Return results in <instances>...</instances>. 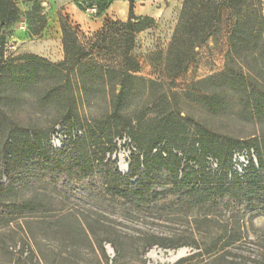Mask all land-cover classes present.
Returning <instances> with one entry per match:
<instances>
[{"label":"rangeland","instance_id":"374dc122","mask_svg":"<svg viewBox=\"0 0 264 264\" xmlns=\"http://www.w3.org/2000/svg\"><path fill=\"white\" fill-rule=\"evenodd\" d=\"M183 3L184 0H161L155 5L159 11L155 26L136 36L129 55L132 67L126 74L122 72L124 42L117 43L115 33L107 42L95 37L106 21L118 20L106 19L101 29L92 31L90 25L97 18L94 13L85 11L82 15L85 20L77 24L60 3L45 4L47 27L41 37L33 38L29 35L28 21L31 7L20 6L22 17L8 34L6 59L18 63V59L31 54L53 64L62 62L63 18L79 29L84 42L88 39L98 42L102 50L96 49L97 54L104 57L107 66L114 68L108 78L95 71L90 75L84 69L75 79L76 110L82 119L102 127L116 112L112 124L122 123V117L126 118L125 122L132 121L134 131L147 139L150 147L153 134L170 124L178 128L179 138H188L190 143L199 140L202 132H210L219 141L223 153L250 147L257 162V149L264 150V124L236 116L237 109L219 99L223 93L221 82L209 80L226 67L232 15L223 13L219 30L187 60L184 56L178 57L181 46L171 48ZM260 4L264 16V0ZM187 61V70L171 78L172 68ZM13 109L23 123L39 118L40 124L49 129L60 111L56 107L43 109L28 99L16 103ZM58 126L50 136L56 149L65 140ZM105 131L112 139L114 132L110 133L107 128ZM130 133L127 130L123 138L115 137L113 141L116 148L112 160L122 175L128 174L133 157L142 155ZM122 163L127 165V172L122 171ZM167 176H163V182ZM17 178L20 181L6 197L7 204L14 206L15 201L20 203L35 197L43 207L42 212L27 218H17L10 213L12 209L5 210V217L0 220L11 223L9 226L0 223V264L5 258L4 245L10 248L17 243L28 248L30 256H35L40 264H141V261L175 264L198 247L203 254L223 251L224 261L218 264H264V191L259 192L254 209L230 207L227 201L219 199L186 215V205L178 204L173 187L163 183L155 190L168 198L148 207L138 202L116 205L110 201V195H98L99 174L87 183L59 181L54 184L44 171L22 168ZM155 238L169 246H189L176 249L154 246L144 253ZM110 240L120 248V258ZM215 243L219 245L215 247ZM205 259L208 256L196 257L184 264H201Z\"/></svg>","mask_w":264,"mask_h":264},{"label":"trees","instance_id":"16d2710c","mask_svg":"<svg viewBox=\"0 0 264 264\" xmlns=\"http://www.w3.org/2000/svg\"><path fill=\"white\" fill-rule=\"evenodd\" d=\"M115 1L76 0L75 3L83 12L94 8L95 17H101ZM46 3L47 0H0V219L5 217L6 209H12L10 213L16 214L17 218L42 212L43 204L35 197L20 203L15 201L14 206L6 202L8 194L20 181L17 174L22 168L44 171L54 184L59 181L87 183L99 174L100 183L96 185L98 195H110V201L116 205L137 202L148 207L157 205L168 198L155 190L162 183L173 187L177 203L186 205V215L219 199L227 201L230 207L254 209L258 205V194L264 191V150L258 148L257 162L250 158L248 167L243 173H238L235 170V153L245 149L253 152V149L240 147L223 153L213 133L202 132L199 140L190 143L188 138H179L178 128L170 124L153 134V146L150 147L147 139L134 131L132 121L125 122L126 118L122 117V123L112 124L117 117L116 112L102 127L82 119L76 110L75 79L84 69H88L90 75L95 71L108 78L114 68L107 66L104 57L97 54L96 51L101 49L98 42L86 38L84 40L88 42H84L79 29L65 19L61 21L62 62L53 64L31 54L18 59V63L7 60L8 34L22 17L20 6L31 7L28 21L29 35L33 38L41 37L47 27ZM226 11L233 18L226 67L209 80L221 82L223 93L219 99L236 108V116L261 125L264 124V16L260 0H184L171 48L181 46L178 57L184 56L188 60L200 44L219 30L222 14ZM154 26L153 18L135 15L131 0L127 21H106L95 37L107 42L115 33L119 39L117 43L124 42L122 72L126 74L132 67L129 55L136 36ZM187 66L188 61L177 64L171 70V78L184 73ZM27 99L43 109L56 107L60 110L51 129L40 124L39 118L30 119L25 124L15 116L13 105ZM57 125L65 135L59 149L51 144L50 138ZM105 128L110 133L114 132L112 139L108 138ZM127 130L131 131L130 135L142 155H135L128 174L122 175L115 169L116 164L112 160L116 148L113 141L115 137L123 138ZM210 158L218 163L216 170L211 168ZM165 174L168 176L163 182ZM4 178L6 182L3 183ZM0 223L9 226L11 221L0 220ZM155 239L144 253L154 246L164 249L189 246H169L160 242L159 238ZM110 243L120 258V248L111 240ZM217 245L215 243V247ZM4 250L3 264H40L22 243L10 248L4 245ZM221 252L211 250L203 254L198 247L190 256L181 258L175 264L190 263L204 255L208 259L201 264H218L224 261ZM141 264L146 263L141 261Z\"/></svg>","mask_w":264,"mask_h":264},{"label":"crops","instance_id":"0c3cea01","mask_svg":"<svg viewBox=\"0 0 264 264\" xmlns=\"http://www.w3.org/2000/svg\"><path fill=\"white\" fill-rule=\"evenodd\" d=\"M131 0H116L110 9L101 17L95 18V22L90 25L92 31H98L102 28L106 19H115L125 22L129 17V8ZM134 3V12L138 17H151L153 19L158 18L159 11L156 9L158 3L161 0H132ZM76 0H47V4L60 3L65 5V13L70 15L72 20L77 24H82L84 12L76 6ZM89 11V10H88ZM85 15V14H84Z\"/></svg>","mask_w":264,"mask_h":264},{"label":"built area","instance_id":"2783aa9c","mask_svg":"<svg viewBox=\"0 0 264 264\" xmlns=\"http://www.w3.org/2000/svg\"><path fill=\"white\" fill-rule=\"evenodd\" d=\"M89 12H92L95 14L96 10L93 8V9H90ZM58 132H61V128L58 130ZM54 145L55 144L53 143V146ZM250 158H253L255 160L253 152H249V150L247 149L236 152L234 155L235 170L238 173H243V171L248 167L250 163ZM209 162H210L212 169L216 170L218 168V163L215 160L210 158Z\"/></svg>","mask_w":264,"mask_h":264},{"label":"bare ground","instance_id":"6f19581e","mask_svg":"<svg viewBox=\"0 0 264 264\" xmlns=\"http://www.w3.org/2000/svg\"><path fill=\"white\" fill-rule=\"evenodd\" d=\"M122 167H123V168H122V171H123V172H127V165H124V164L122 163Z\"/></svg>","mask_w":264,"mask_h":264}]
</instances>
